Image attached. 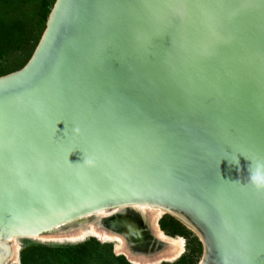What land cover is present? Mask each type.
Returning a JSON list of instances; mask_svg holds the SVG:
<instances>
[{
  "label": "water",
  "instance_id": "obj_1",
  "mask_svg": "<svg viewBox=\"0 0 264 264\" xmlns=\"http://www.w3.org/2000/svg\"><path fill=\"white\" fill-rule=\"evenodd\" d=\"M257 160L264 0H54L0 76V264L11 239L131 207L193 232L199 264H264Z\"/></svg>",
  "mask_w": 264,
  "mask_h": 264
},
{
  "label": "trees",
  "instance_id": "obj_2",
  "mask_svg": "<svg viewBox=\"0 0 264 264\" xmlns=\"http://www.w3.org/2000/svg\"><path fill=\"white\" fill-rule=\"evenodd\" d=\"M53 2L54 0H0V59L9 51L25 52L21 67L27 62L44 29ZM164 217L159 221V229L164 234L168 236L188 234L179 222L169 216ZM198 248L200 243L194 240L188 254H183L172 264H195L194 254ZM19 262L20 264H129L123 256H114L109 245L100 244L94 239L75 246L56 248L25 245L20 249Z\"/></svg>",
  "mask_w": 264,
  "mask_h": 264
},
{
  "label": "bare ground",
  "instance_id": "obj_3",
  "mask_svg": "<svg viewBox=\"0 0 264 264\" xmlns=\"http://www.w3.org/2000/svg\"><path fill=\"white\" fill-rule=\"evenodd\" d=\"M163 212L149 207H131L100 212L73 225L57 228L29 240L51 244H76L93 238L99 243H113L114 253L130 264H160L177 260L184 253L185 242L180 237L165 235L158 227ZM86 226V227H85ZM11 264H18L16 239L8 241ZM156 246V248H154ZM149 251L150 257L133 256L130 250ZM17 262V263H16Z\"/></svg>",
  "mask_w": 264,
  "mask_h": 264
},
{
  "label": "rangeland",
  "instance_id": "obj_4",
  "mask_svg": "<svg viewBox=\"0 0 264 264\" xmlns=\"http://www.w3.org/2000/svg\"><path fill=\"white\" fill-rule=\"evenodd\" d=\"M41 31H42V29H41ZM24 56H25V52H14V51L10 52L9 51L8 54H6L2 59H0V76L21 67V65L23 64V61H24ZM163 218H165V217L162 215L161 218L158 220V227H159V221ZM186 231L188 233V234H186V236L175 235L176 237L182 238L185 242L184 253H183L184 255L188 254L189 248L191 246H193V241L194 240L198 241V238L196 237V235L193 232L189 231L188 229H186ZM170 237H174V236H170ZM89 239H93V238H88L85 241H88ZM16 240H17V245L20 249L22 246H25V245L36 246V247L56 248V247H65V246H75V245H78L80 243L85 242V241H83V242L76 243V244H61V245L59 244L58 245V244H51V243H41L39 241L29 240V239H16ZM100 244H102V243H100ZM104 244H107L111 247L112 254L114 256H118L114 253V244L113 243H104ZM19 252L20 251H18V255H19ZM201 256H202V249H201V245H200V248H198L197 252L194 254V260L196 261L195 264H199ZM175 261L168 262V263L172 264ZM165 263H167V262H165ZM160 264H162V263H160Z\"/></svg>",
  "mask_w": 264,
  "mask_h": 264
},
{
  "label": "clouds",
  "instance_id": "obj_5",
  "mask_svg": "<svg viewBox=\"0 0 264 264\" xmlns=\"http://www.w3.org/2000/svg\"><path fill=\"white\" fill-rule=\"evenodd\" d=\"M236 163L238 164V161ZM248 184L257 190H264V160L251 162L248 168Z\"/></svg>",
  "mask_w": 264,
  "mask_h": 264
}]
</instances>
